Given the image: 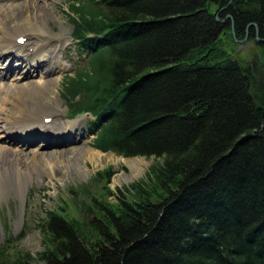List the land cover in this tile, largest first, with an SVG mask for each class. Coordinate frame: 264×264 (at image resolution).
<instances>
[{"label": "trees", "instance_id": "1", "mask_svg": "<svg viewBox=\"0 0 264 264\" xmlns=\"http://www.w3.org/2000/svg\"><path fill=\"white\" fill-rule=\"evenodd\" d=\"M66 15L87 61L62 100L92 114L95 148L161 162L135 206L90 210L86 228L45 212L50 246L23 264H264V0H70Z\"/></svg>", "mask_w": 264, "mask_h": 264}, {"label": "rangeland", "instance_id": "2", "mask_svg": "<svg viewBox=\"0 0 264 264\" xmlns=\"http://www.w3.org/2000/svg\"><path fill=\"white\" fill-rule=\"evenodd\" d=\"M0 1L3 4L18 3L17 0ZM29 1L23 0L20 5L22 4L23 7V3ZM46 2L49 3V7L39 11L41 14L39 22L49 35L48 39L57 40L59 35L65 36L59 51L56 50L57 58L52 65L53 73L49 76L52 88L47 92V102L52 109L63 112L61 107L65 109L66 107L61 96V83L67 76L85 67L87 59L80 57L79 51L72 43V26L66 15L70 0H46ZM19 13L21 17L24 9L20 8ZM224 41L228 45L227 50L229 53L243 64L260 58L257 47L251 40L236 39L233 43L228 36L225 37ZM47 68L45 67L46 70H48ZM35 74L37 75L30 77L33 81L45 79V76H42L43 73L38 72ZM10 78L11 76H3L0 79L1 82H7L10 81ZM3 95L4 92L0 90V96ZM7 106L14 109L13 104ZM59 106L61 107L59 108ZM27 116L24 113L21 114L20 118H26ZM80 116L78 117L80 120L75 118L64 122L66 119H63L62 114H58V118L55 117L54 122H50L46 128L53 131L51 129L56 128L53 126L58 123L64 122L63 124H66L74 121L73 131L69 133L71 135H68V129L62 128L64 130L62 139L46 148L45 151H64L67 149L68 152L61 157L66 159L72 156L75 149L84 146L99 150L91 145L94 138V133L88 125L91 116L89 114ZM56 120H58L57 123H55ZM1 134H6V129H0L1 144L15 147V145L5 141L4 136H1ZM55 138L49 136L47 138L32 139L35 142L27 145L25 149L31 151L43 145L45 147L48 139L54 141ZM103 153L105 156L101 161L82 158L78 167L52 162L53 170L57 173L53 176L43 166L38 170L31 169L22 187L1 179L0 183L5 188V192L0 196V264L15 262L23 264L28 261L26 259L34 262L38 261L37 255L50 246L48 237L40 228L46 215L45 212H56L67 220L83 222L80 226L86 228L87 223L84 224V221L88 219V216L89 218L92 216L90 210H93L95 215H100L97 210L101 209L102 206H108L115 213H118L125 203L135 206L138 194L137 184H143L142 188H146L149 184L153 186V181H151L149 175L150 167L161 162L160 160L146 156L123 157L112 151ZM27 158L28 155L25 159ZM128 160H137L140 169L133 170ZM80 169H83V171L81 172ZM84 232L83 234L89 241H95L97 237L94 234L95 232L89 229L84 230ZM38 263L40 262L38 261Z\"/></svg>", "mask_w": 264, "mask_h": 264}, {"label": "bare ground", "instance_id": "3", "mask_svg": "<svg viewBox=\"0 0 264 264\" xmlns=\"http://www.w3.org/2000/svg\"><path fill=\"white\" fill-rule=\"evenodd\" d=\"M17 1V4H3L0 1V60L7 57L4 65L0 63V78L11 76L8 82H1L0 79V90L4 92V95L0 96V129H6V134H1L4 140L15 145L13 147L0 143V181L2 179L22 187L31 169L38 170L43 166L53 176L57 173L53 170L52 162L78 167L82 158L101 161L105 154L89 146L75 149L72 156L66 159L61 157L68 152L67 149L45 151L62 139L64 135L62 128L68 129V135H71L69 133H72L74 127L73 121L66 124L58 123L55 126L53 124L51 126L56 127L51 129L53 131L46 128L50 122H54V116L60 110L52 109L47 102V92L52 88L49 76L53 72L50 68L44 69L46 64L57 58L56 49L64 41L65 36L59 35L57 40L48 39L49 35L39 22L41 16L39 11L49 7L46 0H30L28 3L24 2L23 7L19 0ZM20 8L24 9L21 17ZM21 32L25 33L20 34ZM25 36L26 40L19 44L17 39ZM8 58L15 61H9ZM38 72L43 73L44 80L30 79ZM8 104H13L14 109H10ZM24 113L28 116L21 119L20 116ZM46 117H51L49 123L45 122ZM57 122L58 120L55 121ZM49 136L58 137L54 141L48 139L45 147L43 145L26 151L25 147L35 142L32 139ZM128 161L133 170L140 169L137 160ZM4 192L5 188L0 183V196Z\"/></svg>", "mask_w": 264, "mask_h": 264}, {"label": "water", "instance_id": "4", "mask_svg": "<svg viewBox=\"0 0 264 264\" xmlns=\"http://www.w3.org/2000/svg\"><path fill=\"white\" fill-rule=\"evenodd\" d=\"M235 40H236V39H235ZM237 51H238V50H237ZM237 51H236V52H237Z\"/></svg>", "mask_w": 264, "mask_h": 264}]
</instances>
